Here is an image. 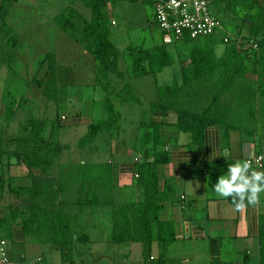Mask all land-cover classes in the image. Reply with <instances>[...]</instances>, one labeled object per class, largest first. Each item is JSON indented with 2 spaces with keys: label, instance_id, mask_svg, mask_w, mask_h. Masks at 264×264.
<instances>
[{
  "label": "crops",
  "instance_id": "obj_1",
  "mask_svg": "<svg viewBox=\"0 0 264 264\" xmlns=\"http://www.w3.org/2000/svg\"><path fill=\"white\" fill-rule=\"evenodd\" d=\"M116 1L110 0L107 3V11L111 16L114 13L111 6L113 7ZM70 5L74 6V0ZM82 15L89 19L87 14ZM116 23L117 21L114 24ZM117 36L124 41L123 34ZM111 39L113 40L112 34ZM122 39L119 40L122 42ZM113 42L122 51L120 62L124 58L122 56L126 54L132 58L129 45L135 48L157 46L154 42H150L148 46L143 45L145 43L121 45L114 40ZM215 46L217 55H222L226 44L221 45L218 41ZM186 51L183 58L176 55L174 62L165 65L156 74L152 71L140 75L129 73L127 80L139 101L120 102L117 98L116 101L119 102L117 106L122 114L121 127L118 130L101 132L95 142L85 148L77 146L81 135L76 141L68 142L64 139L66 138L64 132L79 126H85L87 131L91 121L107 117L104 106L105 91L98 83L96 60L89 65V70L86 67L78 72V75H81L80 85L87 87H85L86 92L75 93L77 97L81 95L78 99L81 101L77 102V107L75 106L77 111L72 119H68L66 113L57 114V121L59 119L61 125H64L61 122L64 120L70 128L60 125L56 130L57 139L63 144H69V148L65 149L56 160L55 169L66 162L110 164L113 168L116 200L128 199L136 202L142 200L144 189L137 182L138 165L144 160H153L157 151L161 150L168 155L169 159L157 167L160 187L163 189L168 185L171 190L170 195L163 202L164 207L160 215L163 220L174 224L175 240L168 247L166 254L162 255L157 239L149 253L141 241H112V207L94 205L79 212L78 197L81 193L77 185H70L63 196L65 208L76 214L75 229L79 234H87L89 241H76L73 244L72 249H77L73 258L64 256L53 243L40 242L27 236L22 225L10 219L9 214L7 215L6 207L11 195L4 190H6L5 186L8 188L15 184H28L29 169L13 153H1L2 150H19L21 144L18 133H7L8 125L0 121L4 129L0 137V176H3L0 185V239L8 240L10 256L8 264H213V262L260 264L259 218L260 214L264 213V196L261 195L264 187L258 194L255 190L244 192L246 196L244 202L238 203L229 197L231 182L247 180L245 157L258 150L257 143L244 136L243 130L253 131L251 124L244 125L243 121H237L241 118L237 114L240 110V114L243 111L249 113L252 120L256 113L263 111L262 98L258 91L259 83H254L260 78L257 63L255 68H250L252 59L249 58L246 62V74L239 77L225 92L226 100L232 104L228 117V137L223 136L225 126L215 123L205 128L203 136L198 141H193L192 132L178 126L179 114L176 106L165 109L157 105L160 101L159 86H182V70L189 62L190 49ZM83 53L87 55L91 52L84 46ZM130 60L125 61L131 63L128 72L132 67V59ZM56 61L57 82L65 84L64 78L59 79V71L64 70L66 77V73L71 68L62 63L58 52ZM146 65L148 67V64ZM175 65L176 70H172ZM221 80L222 77L217 72L184 86L180 90L178 104L192 112L201 111L210 103L212 96L221 85ZM39 89L38 85L35 93L37 96H42ZM98 90L101 94L97 93ZM249 99L250 104L247 103ZM253 101L255 104L252 105ZM245 102L246 105L240 109L239 104ZM99 103L102 104V109L97 107ZM135 105L139 107L134 109ZM21 109L16 108L12 118ZM63 115L66 116L65 119ZM95 115L98 116L97 120ZM143 122L160 124L159 143H154L151 138L147 143H141L144 133ZM130 141L134 142L133 146L130 145ZM76 148L79 149L78 152ZM262 152L264 154V151ZM259 178L264 179V170L260 172ZM25 181L27 183H24ZM104 225L108 226L109 233L102 237L100 230ZM0 264L3 263L0 261Z\"/></svg>",
  "mask_w": 264,
  "mask_h": 264
},
{
  "label": "trees",
  "instance_id": "obj_2",
  "mask_svg": "<svg viewBox=\"0 0 264 264\" xmlns=\"http://www.w3.org/2000/svg\"><path fill=\"white\" fill-rule=\"evenodd\" d=\"M110 0H85L92 10V16L86 19L73 5L54 16L62 29L69 32L81 42L94 56L97 62L98 83L105 91L104 106L107 117L88 124L87 131L82 134L77 146L85 148L95 142L103 131L118 130L121 127V111L117 106L120 102L137 100L127 75H140L152 71L157 73L165 65L174 62L173 55L162 45L152 48H135L128 46L132 55L131 71L120 67L121 49L111 39V24L107 16V3ZM8 0H2L0 16L3 21L7 14ZM226 8L232 13L245 10L244 21L250 23L249 39L258 38L257 72L260 76L258 91L262 98L264 111V2L261 0H225ZM109 14V13H108ZM78 19L82 25H78ZM3 23V22H2ZM14 44L16 37L12 35ZM200 38V37H199ZM216 36H204L203 39L185 38L193 42L189 52V62L183 67V84L159 86L158 106L168 109L176 106L179 114L178 126L192 132L193 141H198L207 126L220 123L225 126L224 137H228V117L232 108L231 102L225 98L226 90L230 89L239 77L247 71L246 62L250 58L247 42L226 43L224 52L218 56L216 52ZM48 63L46 75L48 79H35V83L44 86L45 95L50 96L47 85L55 81V53L48 51L41 60ZM148 64V67L147 65ZM219 72L221 85L211 98L210 103L201 111L192 112L178 104L181 88L191 85L204 78L205 75ZM58 79V76H57ZM46 82V83H45ZM47 84V85H44ZM169 98H166V97ZM166 101H169L166 103ZM16 108L8 106L7 116L12 118ZM61 119V118H60ZM46 119L32 117L26 120L23 130L18 136L21 149L2 150L1 153L14 154L29 169V183L15 184L9 187L10 200L7 204V215L18 221L27 236L40 242H49L57 246L67 256L76 241L88 242L87 234H79L75 229L76 214L65 208L64 195L69 186L77 185L81 196L78 197L79 212L89 206L109 205L111 212V240L114 242L141 241L149 253L155 239L158 240L164 256L170 244L175 240L174 224L161 218L163 202L170 195L168 185L162 189L158 178V165L169 159L165 152L157 151L153 160H144L138 165L137 182L144 189V197L136 202L128 199L116 200L113 181V168L108 163L66 162L55 169V162L61 153L69 148L56 140L55 133L45 135ZM61 123L59 119L57 129ZM144 133L141 143L151 138L154 143L160 142L159 123L143 122ZM56 129L54 128L53 131ZM4 129L0 124V137ZM3 176H0V185ZM254 190L247 180L231 182L229 197L235 202H244V192ZM7 215L4 218H7ZM260 264H264V213L259 218ZM68 257V256H67ZM69 258V257H68ZM213 264H216L213 262Z\"/></svg>",
  "mask_w": 264,
  "mask_h": 264
},
{
  "label": "rangeland",
  "instance_id": "obj_3",
  "mask_svg": "<svg viewBox=\"0 0 264 264\" xmlns=\"http://www.w3.org/2000/svg\"><path fill=\"white\" fill-rule=\"evenodd\" d=\"M8 1V10L4 21L0 16V121L8 125L7 133L16 132L18 133L17 136H19L26 120H28L25 119L26 117L44 118L47 122L45 135H49L50 132L55 133L54 138L57 140V128L53 127V124L57 126V114L66 113L69 116L68 119H72L75 111H77V102L81 101L78 100L81 95L77 97L75 93L86 92L85 87H87L80 85L79 79L81 75L79 76L78 72L86 67L89 70V65L93 64L95 58L91 53L84 54L82 43L78 42L77 39L75 40L69 32L62 29L54 19V16L59 11L66 10L73 0ZM262 1L264 2V0ZM122 2L123 4H121ZM210 2L212 11L221 16L230 36H234L233 39L236 37L242 38L243 42L249 40L248 42L251 47L248 49V52L252 59L250 68H255L257 63V52L255 49L258 48H255L252 44L253 42H257L258 38H248L250 23L244 21L245 10L239 8V11L232 13L226 8L225 0H210ZM1 3L2 0H0V8ZM74 8H77L79 12L87 14L91 18L92 11L87 6L85 0H74ZM111 8L114 11L113 16L108 14V12L107 16L111 24L113 40L118 44L145 43L143 45L148 46L150 42H154L157 45L164 46L173 55V58H176V55H180L183 58V55L187 52L186 50L191 49L194 43V41L187 42L186 40L173 43H165L163 41L162 30L155 20L153 0H117ZM113 20L117 21V23L114 24ZM78 25H82L79 19ZM116 34H123L124 41ZM12 35L16 37L15 45L11 44L13 42ZM10 37L11 43L8 42ZM119 39H122V42ZM198 39H203V37ZM215 40L216 42L219 41L221 45L226 44L222 36L216 37ZM48 51L55 53L56 56L58 52L62 63L71 69L66 73V77H64V70L59 71V79L62 80L64 78L65 84H58L56 61L54 68L55 81L49 82L48 85L44 84L47 85L46 90L51 95H45L43 91L44 86H40L39 90L42 96H37L35 91L38 88V84L34 80L44 78V81H46L48 79L46 75L48 63L43 64L41 62ZM122 57L126 59H121L120 66L127 71L131 63L125 61H129L132 58L129 54ZM176 67L175 65L172 70H176ZM260 79L254 81V83H260ZM100 91L98 90L97 93L101 94ZM247 103L250 104V99ZM251 104L253 105L255 102L253 101ZM244 105H246V102L239 104L238 107L241 109ZM8 106L17 109L20 107L22 109L16 113L15 117L8 118ZM97 107L103 108L100 103L97 104ZM138 107L135 105L134 109ZM240 111L237 114L241 118L237 121L241 120L244 125L251 124L250 127H253V131L243 130L244 136L255 141L258 150L264 151V111L256 113L253 120L249 113L243 111L240 114ZM95 117V120H97L98 116L95 115ZM61 122L64 124L61 125L62 127L67 126V128H70L64 120ZM54 128L56 129L55 131H53ZM85 131V126L76 127V129L72 127L70 131L64 132L66 138H64L63 134L61 136L68 142H74ZM129 143L131 146L134 145L133 141ZM76 150V152L79 151L78 148ZM24 183L27 182L25 181ZM263 187L264 185H261L260 190L256 191L257 194L262 191ZM5 189L4 191L9 194V187L5 186ZM263 191L261 195L264 196ZM100 233L102 237L103 235H107L109 233L108 226L104 225ZM76 250L72 249L67 256L72 259ZM82 253L85 254L84 252ZM56 254L58 253L56 252ZM106 255L108 256V254ZM76 256L80 257V255Z\"/></svg>",
  "mask_w": 264,
  "mask_h": 264
},
{
  "label": "built area",
  "instance_id": "obj_4",
  "mask_svg": "<svg viewBox=\"0 0 264 264\" xmlns=\"http://www.w3.org/2000/svg\"><path fill=\"white\" fill-rule=\"evenodd\" d=\"M210 0H153L155 20L162 30L165 43H173L185 38H199L204 36H222L225 43L233 39L225 28L220 15L212 11ZM113 22H115L113 20ZM242 38L236 37L235 42L243 43ZM258 48L257 42L252 44ZM66 116L63 115V119ZM247 166V179L254 186V190H260L264 179L259 174L264 170V154L255 150L245 157ZM136 172V176H138ZM0 261L3 264L10 262L8 240L0 239Z\"/></svg>",
  "mask_w": 264,
  "mask_h": 264
}]
</instances>
